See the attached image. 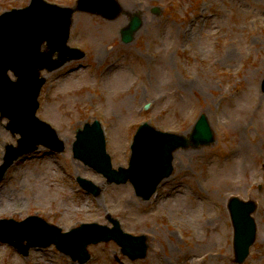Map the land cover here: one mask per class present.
I'll return each instance as SVG.
<instances>
[{
	"label": "rangeland",
	"instance_id": "374dc122",
	"mask_svg": "<svg viewBox=\"0 0 264 264\" xmlns=\"http://www.w3.org/2000/svg\"><path fill=\"white\" fill-rule=\"evenodd\" d=\"M29 1L0 0V13ZM48 1L73 6L76 0ZM117 1L120 13L110 20L73 14L68 43L80 45L85 57L43 72L37 109L65 147L55 153L39 146L8 168L0 180V218L36 214L67 230L81 222L108 224L109 214L125 231L148 236L142 259L129 260L109 241L89 245L85 264H236L229 259L226 207L235 194L259 202L255 243L241 264H264V236H258L264 235V0ZM136 12L142 24L124 43L119 30ZM113 62L115 70L103 73ZM79 63L83 67L69 73ZM188 81L195 87L177 84ZM200 114L214 141L174 150L173 172L150 199L138 197L129 182L107 183L72 155L75 131L94 119L102 122L117 168L127 166L141 122L188 138ZM7 122L0 118V163L5 145L19 137ZM78 176L99 194L80 188ZM0 264L77 263L52 245L31 248L24 258L0 242Z\"/></svg>",
	"mask_w": 264,
	"mask_h": 264
},
{
	"label": "water",
	"instance_id": "95a60500",
	"mask_svg": "<svg viewBox=\"0 0 264 264\" xmlns=\"http://www.w3.org/2000/svg\"><path fill=\"white\" fill-rule=\"evenodd\" d=\"M91 1L93 0L80 1L78 9L92 10L102 13L103 15H111L112 11H110L109 4L113 6L112 0H97L96 2L94 1L95 4L90 3ZM82 2L85 3V5H81ZM36 6L42 7L43 9ZM44 6L46 5L40 2V0H34L29 8L12 10L0 16V109L3 114L10 117L11 125H13V119L21 118L23 120L24 118H33V113L37 106L35 99L41 84V81L37 78L38 68L46 66L52 69L65 60L63 56L66 52L64 49V41L68 32V18L73 10H60V18L65 23L62 33L58 36L56 34L47 35L46 29L48 24L50 25L55 22L56 10L53 7ZM118 10L119 8L116 7L115 13H117ZM140 23L137 17L132 19L129 28L124 30V33L127 34L124 40H129L130 33L138 28ZM45 38L49 41L50 50L47 53H42L39 51V47L41 41ZM55 50L59 51V56L60 58L62 57V59L61 62L56 61L57 63L53 64L51 55ZM8 69L14 71L17 76V81H11L6 76V71ZM29 80H32V83ZM9 127L12 126L9 125ZM190 137L191 142L195 145L199 143H208L212 140L211 131L203 116H201L195 124ZM22 140L23 138L20 139V145L17 148L7 146L5 163L0 166V178L13 159L27 151L35 149V143L42 141V138L39 137L35 139L31 145L26 147L22 145L24 144ZM135 140V152L139 148H142L141 144L147 149H144L143 159L139 160V157L134 155L129 169L120 168V174H117L108 167L109 171L105 173V175L110 181L114 180L117 183L125 182L127 179H130L135 185L138 194L143 192L139 185L148 178L150 186L148 191L149 194L153 191L157 183V175L155 174L160 170L162 171L163 168L169 170L171 159L170 152L179 145H186L187 142L182 136L162 133L148 126L145 127L144 131L138 132ZM155 146L161 147L164 159H162V157L158 160L156 159L154 155L155 149H151ZM74 153L78 156V145L74 146ZM80 181L84 187L91 189L95 194L98 192V189L88 182L84 180ZM147 195L144 197L146 198ZM229 205L235 229V260L241 262L247 256L248 247L255 238V224L251 217V213L255 206L252 202H244L236 197L231 199ZM34 220L45 225L36 217L29 218L27 221L34 222ZM112 222L114 224L112 228H107V226H101L96 223L82 224L79 228L67 234H60L58 229L50 228L49 239L45 244L55 241L57 246L66 253H69L73 258L85 261L88 258L86 252L87 244L113 238L131 258L143 256L145 252V237L127 235L120 229L119 223L116 220H112ZM4 223L7 222H0V225ZM33 230L37 232L35 228ZM30 238H32V242H30V245H32L34 243L33 240L37 239L35 233H30L28 239ZM17 244L20 246L19 243Z\"/></svg>",
	"mask_w": 264,
	"mask_h": 264
},
{
	"label": "bare ground",
	"instance_id": "6f19581e",
	"mask_svg": "<svg viewBox=\"0 0 264 264\" xmlns=\"http://www.w3.org/2000/svg\"><path fill=\"white\" fill-rule=\"evenodd\" d=\"M178 85H180L182 88H184V87H186V86H188V87H192V88H194L195 86H194V84H192V82H190V81H188V82H185V83H177ZM255 93V99H256V96H257V98L259 97V95H258V93L255 91L254 92ZM254 93H253V95H254ZM261 97V96H260ZM125 103V102H124ZM237 152H240V150L238 149V150H235L234 151V153H237ZM258 236H259V238L261 239L264 235H263V232L261 233H259L258 234Z\"/></svg>",
	"mask_w": 264,
	"mask_h": 264
}]
</instances>
